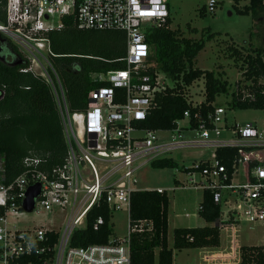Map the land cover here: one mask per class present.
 I'll return each instance as SVG.
<instances>
[{
  "label": "built area",
  "instance_id": "1",
  "mask_svg": "<svg viewBox=\"0 0 264 264\" xmlns=\"http://www.w3.org/2000/svg\"><path fill=\"white\" fill-rule=\"evenodd\" d=\"M215 5V0H209L207 10L213 12ZM260 9L264 10V0ZM64 18H72L79 30L120 32L125 40V55L119 59L125 68L90 74L92 82H104L105 86L89 92L87 107L81 112L69 110L64 88L50 63L59 56L51 50L48 34L62 29ZM169 18V0H5L0 35L29 62V67L21 72L42 77L50 88L58 107L67 153L64 164L50 175L40 169V159H24V171L10 182H6L0 156L3 264L23 256L48 254L51 256L45 264H130V234L142 231L143 226L150 229V223L140 222L133 228L128 224L124 237L111 236L105 244L70 247V238L74 231L86 227L88 213L101 203L110 214L123 210L129 213L131 193L138 191L136 171L152 160L169 158L167 155L176 149L190 147H205L213 152L209 160L199 161L185 171L186 184L193 189L210 190L220 208V217L214 225L219 230L224 226L231 228L230 253L204 260L230 263L238 256L240 264L242 246L236 245L235 223L260 222L264 227V122L227 125L225 108L214 107L207 115V122L195 113L196 127L192 126L190 112H184L179 121H187L194 139H184L179 121L176 128L165 130L170 135L169 141L158 138L160 131L134 126L155 107L156 97L173 87L165 75L151 69L152 52L146 41L147 32L163 27ZM40 60L47 62V68ZM189 88L185 89L183 99L191 108L199 109L202 101H192L187 93ZM116 89L123 92L122 103L115 102ZM223 134L227 136L222 137ZM218 149L235 150L230 178L226 166L217 158ZM236 174L237 183H233ZM33 184L40 185L34 212L66 214L61 233L42 226L22 230L7 226L8 214L22 215L19 210L25 191ZM103 222L98 217L92 229L97 230ZM51 234L57 235L56 241H51ZM260 247L264 253V245Z\"/></svg>",
  "mask_w": 264,
  "mask_h": 264
},
{
  "label": "trees",
  "instance_id": "2",
  "mask_svg": "<svg viewBox=\"0 0 264 264\" xmlns=\"http://www.w3.org/2000/svg\"><path fill=\"white\" fill-rule=\"evenodd\" d=\"M238 1V0H237ZM5 0H0V21L4 20ZM262 0L250 2L238 10L248 14L261 8ZM203 11L201 15H204ZM63 28L48 34L51 50L55 55L50 63L64 88L65 100L71 112H81L88 104L89 92L105 86L104 82H92L90 74L124 69L119 61L126 51L124 35L120 32L83 31L76 27L72 18L62 20ZM172 19L158 29L149 30L147 43L153 48L149 62L153 71H159L172 83L163 94L156 97L155 107L150 109L145 119L137 121L135 127L143 130L165 131L176 128L184 112L189 111L192 126H197L194 118L207 122V115L213 112L216 97L228 93L229 84L221 81L213 71L193 68L194 59L204 47V40L184 38L179 29H170ZM195 32L194 29H192ZM206 41L213 37L206 32ZM244 51L234 46L227 47L229 56L241 63L242 77L249 85L231 93L228 107L236 110L264 111V51L252 48L250 43ZM93 57V58H87ZM110 61V62H105ZM19 63L16 66L13 64ZM29 67L17 48L0 35V156L4 161L5 179L10 182L24 171L26 158L41 160L40 169L47 174L60 168L66 159V144L55 98L45 80L22 69ZM203 80L204 99L200 108H191L183 99V94L192 83ZM122 103V90L116 89ZM119 97H121L119 99ZM217 158L226 166L228 177L232 173L231 164L234 149H218ZM152 169H173L177 163L171 158L155 159L150 162ZM188 168L183 169L187 171ZM176 180L174 183L176 184ZM228 182V180H227ZM169 197L165 190H138L131 193L128 213L129 227H138L140 222L150 223V229L130 234V264H173L175 251L185 249L217 248L220 246V230L217 226L177 227L172 232V245H168ZM220 208L213 201L210 190L202 191L198 216L212 224L219 219ZM4 211L0 210V216ZM102 217L104 222L97 230L93 222ZM112 214L101 203L86 217V227L73 232L69 246L86 247L105 244L112 236ZM57 235L51 234V241ZM240 264H264V253L260 246H242ZM48 255L23 256L11 264H45Z\"/></svg>",
  "mask_w": 264,
  "mask_h": 264
},
{
  "label": "rangeland",
  "instance_id": "3",
  "mask_svg": "<svg viewBox=\"0 0 264 264\" xmlns=\"http://www.w3.org/2000/svg\"><path fill=\"white\" fill-rule=\"evenodd\" d=\"M209 0H169L170 17L172 24L170 29H179L184 38L197 41L204 40V47L194 59L193 68L213 71L221 80L226 81L228 93L216 97L213 107H223L226 110L225 123L227 125H244L249 122L262 124L264 122V111L260 110H236L228 107L231 93L236 91L237 85L240 88L249 85L242 77L240 62H235L230 58L227 47L234 46L236 49L244 51L250 43L252 48H261L264 51V10L258 9L248 14H240L238 10L243 9L247 2L244 0H215L216 5L213 12L207 10ZM204 12V15L201 13ZM195 30V32L192 31ZM213 35L210 41H206V32ZM153 53V48L150 46ZM44 54V53H43ZM46 57V56H45ZM48 59V57H46ZM151 58V57H150ZM264 60V57H263ZM41 64L47 68V62L40 60ZM188 95L194 102H201L204 99L203 80L192 83L188 89ZM178 128H182L181 134L184 139H194L193 130L188 128L186 120L179 121ZM176 134V133H175ZM161 141H169L168 132H158ZM223 134L222 137H226ZM213 150L205 147H190L176 149L167 157L177 163L173 169H152L150 165H145L136 171L135 188L137 190H156L161 188L166 191L170 198L168 209V245H172V232L177 227H203L214 226V223H206L198 216V208L202 200V191L194 190L188 185L175 186L174 181L186 183L183 169L192 167L195 163L211 158ZM184 183V184H185ZM237 183V174L233 179ZM182 186L184 188H182ZM188 213V218L183 214ZM194 215V216H193ZM66 214L60 211L43 212L35 211L30 214L22 213L19 217L8 214L6 218L7 226L22 230L32 227H43L55 229L62 232ZM224 219V218H223ZM112 224V237H124L128 232V213L123 210L112 213L110 219ZM226 222V221H225ZM2 222H0V226ZM236 245L239 246H261L264 245V227L260 222L249 223L241 221L235 223ZM230 226L220 229V246L217 248L185 249L175 251L173 264H214L213 260L205 261V257L216 254H229L231 248ZM236 260L227 263V260L216 262L217 264H238ZM0 264H3L0 260ZM11 264V263H9Z\"/></svg>",
  "mask_w": 264,
  "mask_h": 264
},
{
  "label": "water",
  "instance_id": "4",
  "mask_svg": "<svg viewBox=\"0 0 264 264\" xmlns=\"http://www.w3.org/2000/svg\"><path fill=\"white\" fill-rule=\"evenodd\" d=\"M19 63L13 64V66L18 65ZM3 93L0 91V99L2 98ZM40 195V185L33 184L29 186L25 191V197L22 201L19 212L30 214L34 212L35 202Z\"/></svg>",
  "mask_w": 264,
  "mask_h": 264
},
{
  "label": "crops",
  "instance_id": "5",
  "mask_svg": "<svg viewBox=\"0 0 264 264\" xmlns=\"http://www.w3.org/2000/svg\"><path fill=\"white\" fill-rule=\"evenodd\" d=\"M177 182H176V184H175V186H178V185H187L185 182V184L184 183H180L178 180H176ZM189 186V185H188ZM182 188H184L183 186H182ZM157 189H161V188H157ZM163 190V189H162ZM194 190H197V189H194ZM170 202H171V200H170V198H169V206H170ZM168 209H169V207H168ZM184 215V217H186V218H188L190 215L188 214V213H185V214H183ZM187 215V216H186ZM194 216V215H193ZM169 221V220H168Z\"/></svg>",
  "mask_w": 264,
  "mask_h": 264
},
{
  "label": "flooded vegetation",
  "instance_id": "6",
  "mask_svg": "<svg viewBox=\"0 0 264 264\" xmlns=\"http://www.w3.org/2000/svg\"><path fill=\"white\" fill-rule=\"evenodd\" d=\"M262 19L264 20V16L262 17Z\"/></svg>",
  "mask_w": 264,
  "mask_h": 264
}]
</instances>
